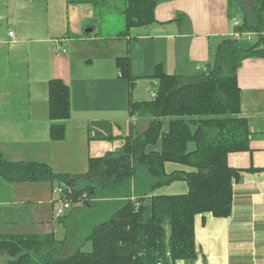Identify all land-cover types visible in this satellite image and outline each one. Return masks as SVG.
<instances>
[{"label":"crops","instance_id":"crops-1","mask_svg":"<svg viewBox=\"0 0 264 264\" xmlns=\"http://www.w3.org/2000/svg\"><path fill=\"white\" fill-rule=\"evenodd\" d=\"M115 1L119 15L111 28L102 29L109 15H115ZM228 4V0H158L155 22L120 34L122 0H105L98 6L69 0H0V153L11 161H42L54 169L55 164L69 168L75 159L87 166L89 156L117 151L126 136L137 132L133 118L138 115L129 114V103L151 97L157 82L149 76L157 65L184 77L199 72V66H212L217 44L232 33ZM55 42L65 51H54ZM123 56L131 63V82L115 64ZM236 75L240 113L247 118L251 135L247 151L227 156L230 167L242 170L232 187V210L220 218L210 212L195 215L197 256L192 263L178 259L174 264H264V55L245 58ZM51 78L63 80L70 89V117L60 141L51 140L48 133ZM165 168L191 169L178 163H166ZM4 183L8 182L0 177V185ZM187 191L185 181L177 180L157 193ZM101 201L121 203L120 199L96 202ZM53 203H48L51 215ZM83 207L75 206L58 218L67 232L66 222ZM30 221L40 226L37 233L55 235L49 218L44 224L33 214ZM67 232L56 238L66 241ZM5 234L22 233L0 232Z\"/></svg>","mask_w":264,"mask_h":264},{"label":"trees","instance_id":"trees-1","mask_svg":"<svg viewBox=\"0 0 264 264\" xmlns=\"http://www.w3.org/2000/svg\"><path fill=\"white\" fill-rule=\"evenodd\" d=\"M69 1L98 6L105 0ZM157 1L122 0L124 30L120 34L155 22ZM228 3L230 18L240 19L235 29L256 33L255 40L222 39L212 66L188 77L168 74L157 65L149 76L157 82L156 95L129 103L130 115L149 118L146 129L126 136L117 151L89 156L85 173H57L46 162L11 161L0 153V177L7 182L56 181L69 201L86 197L81 206H91L98 194L125 198L107 219L92 227L79 248L67 255L60 253L65 241L52 232L0 235V264L193 262L197 256L194 217L210 212L220 218L231 213L232 187L242 170L230 167L227 156L249 149L251 131L240 113L237 69L245 58L264 55V0ZM115 64L123 78L129 82L134 79L129 57H117ZM47 102L49 138L60 141L71 111L69 86L59 78L49 79ZM158 142L156 149L149 148ZM166 163L191 169L168 172ZM177 180L185 181L186 193H157ZM134 190L137 193L132 195ZM84 242L90 243L89 250L81 249Z\"/></svg>","mask_w":264,"mask_h":264},{"label":"rangeland","instance_id":"rangeland-1","mask_svg":"<svg viewBox=\"0 0 264 264\" xmlns=\"http://www.w3.org/2000/svg\"><path fill=\"white\" fill-rule=\"evenodd\" d=\"M249 2V0H247ZM251 1V0H250ZM117 2H114L115 6V15L112 13L109 15L104 24L101 25V28L104 29L106 27L111 28L113 25L116 14L119 15V8L117 6ZM256 36H253L252 40H255ZM251 40V41H252ZM156 85H154V89ZM137 122V129L138 133L142 132L146 129V126L149 123V118L137 116L133 118ZM168 118L164 121V129H166L168 124ZM159 146V142L154 147L156 149ZM75 164L68 167L62 166L61 164H55L54 171L57 173H66L68 175H81L86 172L87 166L86 163L75 159ZM12 182L4 183V185H0V201H5L0 205V232H11V233H22V234H29V233H37L41 231L39 225H36L35 222H31V216L38 215L41 221H45L49 218V221L53 222L54 229H55V236L59 238H64L66 234L65 226L58 220V217L54 215V208L58 205H61V197L58 192L59 184L58 182H53L52 185L49 182H33L28 183L26 186H12L13 184H9ZM137 191H133L132 195L136 194ZM108 196V199H120L121 202L125 200L123 197L115 198L112 194L108 195H96V199L92 201L93 203L91 206L85 205L82 208V211H75L73 212L74 217L67 221L68 224V232H67V239L65 241V246L63 250H61L62 255H67L75 251L79 248V244L83 241L84 236L88 234V231L92 229V227L105 219L111 214L113 210L119 207L120 203L115 202L117 206L113 203H105L103 201L96 202L101 199H106L105 197ZM133 198V197H132ZM13 200L12 203H8L7 201ZM53 201V210L52 215L50 214L49 202ZM90 201V200H89ZM91 202V201H90ZM99 203V204H98ZM97 204V205H96ZM74 208V207H73ZM71 210H73L71 208ZM70 210V211H71ZM112 211V212H111ZM18 212V213H17ZM65 216V215H64ZM107 216V217H106ZM53 218V219H52ZM54 220V221H53ZM46 222H44L45 224ZM59 228H56V226ZM81 229V231H79ZM85 232V233H84ZM82 233V235L80 234ZM82 250H89L90 243L84 242L80 245Z\"/></svg>","mask_w":264,"mask_h":264},{"label":"built area","instance_id":"built-area-1","mask_svg":"<svg viewBox=\"0 0 264 264\" xmlns=\"http://www.w3.org/2000/svg\"><path fill=\"white\" fill-rule=\"evenodd\" d=\"M232 25H233V29H232V33L231 36L233 38H235L236 40H252L253 36H256V33L254 32H250V31H244V32H240L237 31L235 28L238 27L240 25V19L239 17H232ZM8 34L10 36V38H14V32L13 30H9ZM53 50L54 51H65V48L63 46L60 45L59 42H55L53 44ZM197 71L202 72L204 70H206V67L202 66V67H197L196 68ZM120 74V73H119ZM156 95V92H152L151 96L154 97ZM58 192L60 194L61 197V205H58L57 207L54 208V215H56L57 217H62L66 214L67 210H69L72 206H78L81 204H84V200H86V197L81 198L75 202H71L66 198V194L65 196L62 194L64 193V191L62 190L61 187L58 188ZM85 196V194H84ZM167 255H169V252H167ZM157 264H164L161 261H158Z\"/></svg>","mask_w":264,"mask_h":264},{"label":"water","instance_id":"water-1","mask_svg":"<svg viewBox=\"0 0 264 264\" xmlns=\"http://www.w3.org/2000/svg\"><path fill=\"white\" fill-rule=\"evenodd\" d=\"M91 29H89V30H86V31H90Z\"/></svg>","mask_w":264,"mask_h":264}]
</instances>
